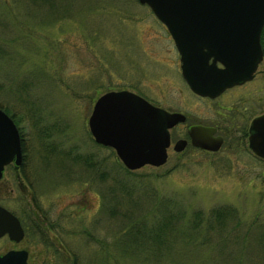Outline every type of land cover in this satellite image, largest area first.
I'll return each instance as SVG.
<instances>
[{
	"label": "rangeland",
	"instance_id": "1",
	"mask_svg": "<svg viewBox=\"0 0 264 264\" xmlns=\"http://www.w3.org/2000/svg\"><path fill=\"white\" fill-rule=\"evenodd\" d=\"M259 68L243 85L199 96L181 75L166 26L138 0H0V106L16 118L32 195L49 210V232L29 236L28 263L264 264V158L247 147L248 124L264 110V57ZM107 89L184 113L173 141L189 140L187 125L198 123L217 125L223 144L210 151L188 142L175 151L171 143L164 164L128 173L88 128ZM27 195L17 190L10 203L23 208ZM162 200L184 216L172 224L167 255L152 256L151 241L126 246L135 241L119 235L123 212L142 214L146 229ZM216 207H233L236 216L209 227ZM194 210L203 217L191 230Z\"/></svg>",
	"mask_w": 264,
	"mask_h": 264
},
{
	"label": "water",
	"instance_id": "2",
	"mask_svg": "<svg viewBox=\"0 0 264 264\" xmlns=\"http://www.w3.org/2000/svg\"><path fill=\"white\" fill-rule=\"evenodd\" d=\"M147 4L166 26L180 54L181 74L197 94L215 97L227 87L253 77L263 52L264 0H138ZM220 63L221 65H218ZM178 111L154 105L127 90H106L95 99L88 116L94 140L110 146L125 167L159 166L167 159L170 128L185 120ZM214 126L191 124V144L219 149L223 138ZM249 148L264 158V113L249 126ZM186 138L173 143L175 151ZM16 153L22 162L20 133L12 118L0 108V167ZM27 264L25 258L20 263Z\"/></svg>",
	"mask_w": 264,
	"mask_h": 264
},
{
	"label": "flooded vegetation",
	"instance_id": "3",
	"mask_svg": "<svg viewBox=\"0 0 264 264\" xmlns=\"http://www.w3.org/2000/svg\"><path fill=\"white\" fill-rule=\"evenodd\" d=\"M261 45L264 57V45L262 44V41ZM259 70L260 68L258 65L252 79L258 75L257 72L261 71ZM246 82L234 85L232 87L243 85ZM6 112L12 118V121L16 125H18L16 122V118H14V116L11 115L8 111ZM262 113H264L263 109L259 113L252 116L251 120L255 116L260 115ZM250 122L247 127L248 148ZM209 125L214 126L216 128V133H219L217 125ZM20 135L22 148V163L20 165L17 164V155L16 153H14L11 155L10 160L4 163L2 167H0V264H17L21 262L22 258H25L27 264H29L28 259L30 254V248L27 244L28 242L29 244L31 242L29 240V236H31L32 231L33 234L38 235L43 239V232L47 233L50 230V226L48 224L49 210L44 209L42 205L36 200V198L32 195V171H30L29 167L27 168L28 153L25 149L24 144L22 143V141L24 142L22 132H20ZM244 135L245 134L243 132L242 136L244 137ZM258 157L262 158L261 156ZM17 190L28 191V199L26 197L24 198L26 206L23 208H16L13 206L12 203H10V201L15 199L17 195ZM45 210L47 211L45 212ZM44 242H49V240L47 239V235L45 237Z\"/></svg>",
	"mask_w": 264,
	"mask_h": 264
},
{
	"label": "trees",
	"instance_id": "4",
	"mask_svg": "<svg viewBox=\"0 0 264 264\" xmlns=\"http://www.w3.org/2000/svg\"><path fill=\"white\" fill-rule=\"evenodd\" d=\"M38 1V0H36ZM264 29L262 30L263 33ZM264 42V39H263ZM3 108V107H2ZM6 111L9 112L8 108H4ZM84 164L90 165V161L87 158H84ZM121 165V164H120ZM121 167L126 170L128 173L133 172L132 170L127 169L124 167V165H121ZM132 185H135V182H132ZM130 194V191L127 192ZM170 201L168 200H162L159 203L161 214L157 216L156 223H154L152 226L144 229V217L143 215L134 216H127L125 212H123L124 217L127 218L124 219L122 226L118 230L119 235L125 233L128 235V238L130 240H134L135 242H126V246H131L133 244H141V243H147L149 241L154 242V245L158 246L155 249V254L152 256L156 257H165L167 255V252L170 251L169 241H171L172 237L175 234V226L172 224L174 222L178 223V221L183 218V211L172 209L169 207ZM137 214V213H136ZM236 216V209L234 214V208H222V207H216L213 210H211V219L214 221L211 224H209V227H213V225L218 224L221 225L225 221H229L233 216ZM193 220L191 223L192 229L195 230L197 227L200 226L203 214L199 210H194L192 212ZM234 219V218H232ZM142 232V234H141ZM124 235V236H126ZM137 240V241H136ZM142 245V244H141ZM138 249V248H137ZM146 251L149 252L148 247L145 248ZM150 253V252H149ZM75 264V262L73 263Z\"/></svg>",
	"mask_w": 264,
	"mask_h": 264
}]
</instances>
